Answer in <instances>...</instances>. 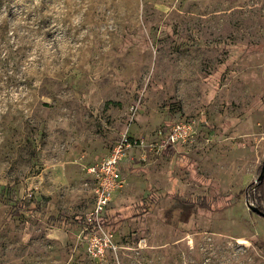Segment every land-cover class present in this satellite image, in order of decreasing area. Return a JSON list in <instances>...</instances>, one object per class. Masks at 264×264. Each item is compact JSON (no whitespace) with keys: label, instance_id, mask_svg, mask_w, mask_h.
Returning <instances> with one entry per match:
<instances>
[{"label":"rangeland","instance_id":"rangeland-1","mask_svg":"<svg viewBox=\"0 0 264 264\" xmlns=\"http://www.w3.org/2000/svg\"><path fill=\"white\" fill-rule=\"evenodd\" d=\"M263 159L264 0H0V264H264Z\"/></svg>","mask_w":264,"mask_h":264},{"label":"built area","instance_id":"built-area-1","mask_svg":"<svg viewBox=\"0 0 264 264\" xmlns=\"http://www.w3.org/2000/svg\"><path fill=\"white\" fill-rule=\"evenodd\" d=\"M191 133L190 125L185 122L175 123L168 133L162 136L159 132L160 149L173 147L176 144L185 143ZM141 141L128 137L119 138L113 145L109 154L86 169L94 188V206L89 219V225L93 224L95 229H101L98 221L99 215L110 201L112 194L122 186L120 178V163L128 149L139 146ZM87 231V229H86ZM85 241V253L93 261H103L108 251L114 250L110 235L103 231H87Z\"/></svg>","mask_w":264,"mask_h":264},{"label":"water","instance_id":"water-1","mask_svg":"<svg viewBox=\"0 0 264 264\" xmlns=\"http://www.w3.org/2000/svg\"><path fill=\"white\" fill-rule=\"evenodd\" d=\"M263 176H264V159H263V163H262V166L260 169V173H259L258 178H257L258 182H260L263 179ZM249 207L253 212H255L261 216H264V213L262 211H260L258 208L254 207L252 205H249Z\"/></svg>","mask_w":264,"mask_h":264},{"label":"trees","instance_id":"trees-1","mask_svg":"<svg viewBox=\"0 0 264 264\" xmlns=\"http://www.w3.org/2000/svg\"><path fill=\"white\" fill-rule=\"evenodd\" d=\"M168 151L171 149V147H168V148H166ZM263 179H264V177H263ZM263 179H262V181H263ZM262 181H260L259 182V184L262 182ZM262 211V210H261ZM263 213H264V211H262Z\"/></svg>","mask_w":264,"mask_h":264}]
</instances>
